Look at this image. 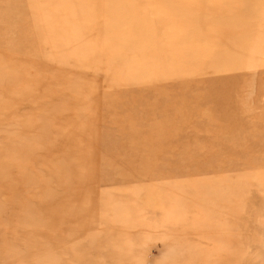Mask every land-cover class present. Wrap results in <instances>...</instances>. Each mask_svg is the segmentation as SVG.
Segmentation results:
<instances>
[{
	"label": "rangeland",
	"instance_id": "rangeland-1",
	"mask_svg": "<svg viewBox=\"0 0 264 264\" xmlns=\"http://www.w3.org/2000/svg\"><path fill=\"white\" fill-rule=\"evenodd\" d=\"M229 1L0 0V264H264V0Z\"/></svg>",
	"mask_w": 264,
	"mask_h": 264
},
{
	"label": "bare ground",
	"instance_id": "bare-ground-1",
	"mask_svg": "<svg viewBox=\"0 0 264 264\" xmlns=\"http://www.w3.org/2000/svg\"><path fill=\"white\" fill-rule=\"evenodd\" d=\"M238 1H239V0H232V1H229V4L238 3ZM195 2H196V0H195ZM188 3H189V2H188ZM235 7H236V6H235ZM212 8H213V7H212ZM217 9H218V8H217ZM228 34H229V33H228ZM228 34H227V35H228ZM209 36H210V35H209Z\"/></svg>",
	"mask_w": 264,
	"mask_h": 264
}]
</instances>
